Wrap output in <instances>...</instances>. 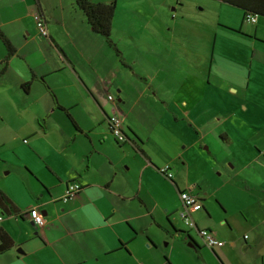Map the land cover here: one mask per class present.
<instances>
[{
	"label": "crops",
	"instance_id": "crops-1",
	"mask_svg": "<svg viewBox=\"0 0 264 264\" xmlns=\"http://www.w3.org/2000/svg\"><path fill=\"white\" fill-rule=\"evenodd\" d=\"M37 16L47 36H42L36 26ZM112 28L113 25L111 37L119 53L91 30L75 0H0V31L13 50L7 51L0 39V109L4 111L11 105L12 111L7 116L16 111L23 116L18 119L21 128L30 129L22 141L34 136L54 155L50 159L33 147L44 168L39 171L29 165L24 168L38 183L31 180L32 185L29 184L32 194L38 196L35 203L22 209L21 203L4 193L17 211L35 209L42 214L44 230H50V221L56 219L64 231L60 238L51 240L47 234L39 235L38 226L30 222L35 234L19 243L26 251L24 255L38 251L50 254L52 250L56 253V243H60L58 264H127L130 257L143 253L144 244L137 243L141 235H146L148 247L156 244L157 239L177 242L184 254L181 264H239L233 256L255 264L264 262V208L255 223L246 221L243 238H237L236 225L229 223L228 230L222 228L223 222L214 226L199 194L182 188L173 177L166 183L158 172L166 165L170 171L181 164L184 168V152L205 144L211 133L219 134L224 141L222 159L264 168V52L258 48L264 39V25H258L253 33L234 27L230 29L234 34L215 32L206 71L200 69L198 43L184 50L177 47L178 55L170 59L165 33L153 28L146 49L154 54L145 57L141 55V47L133 44L131 32L123 29L126 46L138 50L129 55L116 43ZM218 39L230 45L218 46ZM242 39H251L249 48ZM162 49H167L163 55ZM234 68H245L248 77L244 79L245 85L240 80L241 90L235 87V94L240 95L237 100L227 103V95L211 76L223 82L228 77L233 87ZM220 69L227 72L226 77L221 76ZM253 70L257 82L252 87ZM55 112L59 118L51 120ZM111 116L120 119L128 137L126 143H117L108 131L105 121ZM54 134L57 139L51 138ZM178 144L182 146L179 150L175 147ZM181 160L184 162L178 164ZM174 164H178L177 168ZM228 168L239 177L242 173L249 175L247 166L235 172L236 167L229 163ZM131 170L137 174H131ZM93 177L99 182L92 181ZM70 180L84 188L72 200L62 201ZM170 184L174 192L188 190L198 196L208 220L201 221L205 225L200 226L201 218L195 213L201 210L192 212V218L199 228L209 229L217 239H222L218 249L208 252L194 236L197 243L190 241L189 235L175 234L174 229L180 227L171 218L182 204L171 206L170 193L162 189L163 185L172 187ZM92 187L99 193V200L94 201L89 195L87 190ZM103 187L125 205L138 201L135 214L116 217V209L112 212L109 206L113 205L105 199L108 194L103 197ZM0 216V227L12 242L0 253V263L12 264L23 257L17 252L9 258L4 256L15 241L3 217H13L19 222L26 221V215L18 218L0 212ZM139 218L145 220V225L138 231ZM112 255L115 258L106 259Z\"/></svg>",
	"mask_w": 264,
	"mask_h": 264
},
{
	"label": "rangeland",
	"instance_id": "rangeland-1",
	"mask_svg": "<svg viewBox=\"0 0 264 264\" xmlns=\"http://www.w3.org/2000/svg\"><path fill=\"white\" fill-rule=\"evenodd\" d=\"M116 5L112 29L114 37L117 38L116 43L121 49L125 50L129 55L138 53V50L134 51L131 47L126 46V41L124 40L125 36L122 30L128 29L131 32L133 44H138L141 47V55L148 57L150 53H153L146 49V45L150 42L149 34L153 28H158L165 33V37L169 41L167 48L170 51V59L178 55L176 50L177 47L184 50L186 47L198 43L200 47V69L204 71H206V65L207 63L209 64L210 58H212L211 49L212 44L214 45L213 37L215 32L224 34L228 32V34H234L230 30L234 27L253 33L258 25H264L263 19L258 18L257 25L247 22L246 19H243L241 12L237 8L227 3L214 0H116ZM242 42L248 48L252 44L251 39H242ZM261 42L262 44L259 43L260 45L258 44V48H262L264 52V39H262ZM226 43L230 45L227 41H223L222 39L216 41V45L218 46ZM166 51L167 49H162L161 55ZM217 53L216 50V54ZM249 57H251V55L247 56L248 60ZM256 59L257 57L254 55V60L256 61ZM249 63H247L248 66ZM253 67L255 68V64H253ZM221 71V76L223 75L226 77L227 72L225 70ZM255 75V70H253L251 77L252 87L255 86L257 82L255 81ZM232 76L233 79L236 80V82L233 80V87H231L232 83L228 77H226L223 82L216 76H211L212 80L217 82L223 94L227 95V103H234V101L237 100V97L240 95L235 94L237 91L236 88L241 90L239 85L240 80L242 79L241 84L245 85L246 82L244 79L248 77L245 68H234ZM10 101L14 102L13 99H10ZM8 107L9 108L4 109V111L2 108L0 109V188L5 193H8L9 196L16 199L18 203H21L22 209H26L30 203H35L38 197L32 194L29 184L32 185L31 180L36 184L38 183L35 179L26 174L24 168L28 165L38 171L40 168H44V165L41 163L40 155L33 150V147L38 149L42 155H48L50 159H53L54 155L48 151V147L44 142L38 141L34 136L25 138L26 140L22 141L23 135L30 129L21 128L20 120L18 119L23 116L16 114V111L7 116L6 113L12 111V106L10 105ZM32 111L33 110L29 111V113H32ZM29 117L33 118L31 116ZM57 118H59V113L55 112L51 116V120H57ZM50 133L52 132L50 131ZM232 134L233 133H229L230 137H234ZM220 137L219 134L211 133V135L206 138L205 144H199L195 146V148L188 150V152H184L186 157V164H183L184 168L181 166V163L184 161L181 160L178 162V164H181L178 169H173L170 172L173 174L174 181L178 183L179 186L191 189L193 193H197L201 199L203 198L202 202L205 209L209 213V216L212 217V222L216 224L214 226H221L220 222H223L222 228L228 230L229 223L236 225L238 230L234 236L242 238L243 234L246 232V221L255 223L261 213V208L264 207V168L256 167L255 164L250 163H240L239 165L238 162H233L231 159H222V142L224 141ZM51 138L57 139V135L54 134ZM43 141L47 140L45 139ZM180 145L181 144H178L175 147L179 150L182 148ZM43 161L46 162L45 160ZM101 161L103 164H106L104 159H101ZM101 161L100 167L102 166ZM229 163L236 167L234 170L235 172L247 166L249 175L246 176L243 173L242 177L234 175L228 168ZM178 164H174V166L177 168ZM107 169L109 170L110 168L107 167ZM44 172L50 174L46 169H44ZM131 174H137V172L131 170ZM88 175L89 174L86 175L87 178ZM91 180L99 182L96 177L91 178ZM163 180H165L166 183L169 182V179L166 177L163 178ZM259 183H261V187ZM170 185L172 187L163 185L162 189L166 193H170L171 206H180L181 201L179 195L177 192H174L173 185ZM102 189L105 193L103 197H106L108 194L109 198L105 199L110 205H113L109 206L110 210L113 212V210L116 209V217H129L135 214L140 204L138 201L129 202L125 205V202H121L115 194L110 193L109 189L107 190L104 187ZM87 191H89V195L94 201L99 200V193L96 191L95 187L89 188ZM72 199L73 197L70 200ZM68 203L71 204V202ZM35 212V210H32L30 214H27L26 221L18 222L13 217H3L5 221H8L9 231L15 241V246L4 256L9 258L11 254L17 252L23 257L20 260L17 259L12 264H58L60 262V257L58 255L60 243H56V250L58 253L52 250L50 254L48 251H38L34 252L32 255H24L26 251L22 246H19L20 242L26 241L35 234V230L30 223L33 221ZM195 214L198 218H201V220H199L200 226L204 227L205 224L201 221L207 222L208 220L205 211L201 210ZM177 215H172L171 221L175 222V220H177L175 225L180 227L181 230L189 229ZM50 222L51 229L49 230L46 228L44 230L43 227L38 226V234L43 237L47 234L49 239L56 240L62 236L64 231L59 220L54 219ZM136 222V227L139 231L144 227L145 220L139 218ZM1 223L2 221L0 224ZM124 226L131 231L127 223H124ZM180 228L177 230H180ZM193 234L197 242L203 246V241L196 233ZM218 240L221 243L223 242L220 238ZM251 240L253 241V239ZM147 241L146 235L140 236L137 245L141 242L144 244L143 253L139 254L138 257H130L127 260V264H172L170 259H172L174 263L181 264V255L184 256V254L181 253L180 249L177 247V242L170 241L169 239H157L156 244L148 247ZM188 243L189 241L187 244ZM23 246H26V244H23ZM132 247H134L133 242H131V248ZM32 248L34 247H30V249ZM215 249H218V247H215ZM205 250L209 252L210 249L206 247ZM248 257L250 258V255H248ZM108 258H115V255L108 256L106 259ZM233 260L239 264H255V262L250 263L249 260L241 261L236 256H233ZM257 264H264V262L261 263V261H259Z\"/></svg>",
	"mask_w": 264,
	"mask_h": 264
},
{
	"label": "trees",
	"instance_id": "trees-1",
	"mask_svg": "<svg viewBox=\"0 0 264 264\" xmlns=\"http://www.w3.org/2000/svg\"><path fill=\"white\" fill-rule=\"evenodd\" d=\"M214 1L227 3L229 5H232L240 9L243 19H246L248 16H253V17H256L257 19L258 18L264 19V0H214ZM75 4L78 7V9L83 12L86 23L91 28V30L94 33L102 36L105 43L110 48H112L117 53H119V50L117 49L115 42L113 41L111 37L112 21H113V17H114L116 6H117L116 0H111L109 2H95L93 0H75ZM238 31H240V28L238 29ZM0 39L5 45L7 51L9 52L13 51L8 39L4 36V34L1 31H0ZM75 180H70L66 183L65 193L69 189V186L74 183L79 185V190L77 194L84 188L81 184H79ZM169 180H172V178H169ZM181 208H182V205H181ZM0 212L4 213L5 215H10V216L12 215L18 218H22L23 215H27L29 213V211H23V212L17 211L13 203L10 201V199L7 197V195L4 193V191L1 188H0ZM174 231H175V234L183 233L185 236H188V233H189L188 231H185V230L174 229ZM246 237L247 236H245V238ZM11 244H12L11 240L9 239L7 234L3 231V229L0 227V253H3L4 251H6L11 246ZM203 246L205 245L203 244ZM209 249L211 251H214L215 248H209Z\"/></svg>",
	"mask_w": 264,
	"mask_h": 264
},
{
	"label": "built area",
	"instance_id": "built-area-1",
	"mask_svg": "<svg viewBox=\"0 0 264 264\" xmlns=\"http://www.w3.org/2000/svg\"><path fill=\"white\" fill-rule=\"evenodd\" d=\"M247 22L251 23H256L257 18L253 16H248L246 18ZM36 26L40 29L41 35L42 36H47V30L45 27H43V22L40 20V18L37 16L36 17ZM109 99H112V96L109 95ZM108 121L110 123V127L112 130V134L116 141L118 143L124 142L125 141V134L124 131L121 128V121L118 117L116 116H111L108 118ZM161 174H163L165 177L172 178V174L170 172V167L169 166H163L162 168L158 169ZM79 190V185L78 184H71L69 186V189L65 193V196L63 198L64 201H67L68 199H71L72 197H75ZM179 198L181 200L182 208L178 210L177 214L180 220H182L183 224L189 228V229H194L195 222L192 218V212H196L201 210L202 204L198 198L197 195L185 190L182 191L179 195ZM35 210V209H33ZM29 211V210H28ZM32 210L29 211L28 214L31 213ZM34 213L33 216V223L36 226L43 227L45 225V221L43 219L42 214L37 212ZM2 220V217L0 216V221ZM198 236L201 238L203 241V244L208 247V248H215L217 246L221 245V242L211 233V231L205 229V228H199L197 232Z\"/></svg>",
	"mask_w": 264,
	"mask_h": 264
},
{
	"label": "flooded vegetation",
	"instance_id": "flooded-vegetation-1",
	"mask_svg": "<svg viewBox=\"0 0 264 264\" xmlns=\"http://www.w3.org/2000/svg\"><path fill=\"white\" fill-rule=\"evenodd\" d=\"M106 122V124H107V129H108V131L110 132V134L113 136V134H112V130H111V127H110V123H109V121H108V119L105 121ZM125 133V132H124ZM114 137V136H113ZM125 141L124 142H121V143H126L127 141H128V137H127V135H126V133H125ZM115 139V138H114ZM115 141H116V139H115ZM117 142V141H116ZM118 143V142H117ZM120 144V143H119ZM182 191L181 190H177V194L178 195H180V193H181ZM65 196V195H64ZM64 196L62 197V198H64ZM62 201H64V200H62ZM39 207V206H38ZM37 207V208H38ZM264 208V207H263ZM249 224H253V223H250V222H248ZM185 231H188L189 233H188V235H189V237H191V238H189V239H191L190 241H192V236H194V234L193 233H196L193 229H184ZM191 232V233H190ZM193 232V233H192ZM197 235V234H196ZM243 238V237H242ZM244 238H245V236H244ZM243 241H245V240H243Z\"/></svg>",
	"mask_w": 264,
	"mask_h": 264
},
{
	"label": "water",
	"instance_id": "water-1",
	"mask_svg": "<svg viewBox=\"0 0 264 264\" xmlns=\"http://www.w3.org/2000/svg\"><path fill=\"white\" fill-rule=\"evenodd\" d=\"M125 134V133H124ZM33 223V222H32ZM34 224V223H33ZM198 229H199V227H198V225L195 223V225H194V230L196 231V232H198ZM178 234H181V233H178ZM181 235H184V234H181ZM185 236V235H184ZM191 238V237H190ZM200 238V237H199ZM192 241H193V243H197L193 238H192ZM189 246H191V247H194V245L193 244H189Z\"/></svg>",
	"mask_w": 264,
	"mask_h": 264
}]
</instances>
